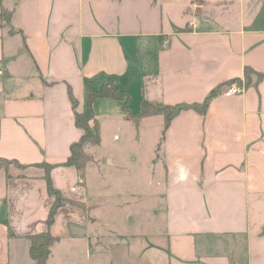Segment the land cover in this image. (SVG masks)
<instances>
[{
	"label": "crops",
	"instance_id": "1",
	"mask_svg": "<svg viewBox=\"0 0 264 264\" xmlns=\"http://www.w3.org/2000/svg\"><path fill=\"white\" fill-rule=\"evenodd\" d=\"M0 68V264H31L46 230V264H264V0H0ZM106 83L134 114L216 90L162 129L155 193L96 190L66 164L82 134L69 89L86 112ZM121 105L93 101L100 142ZM49 184L74 204L48 226Z\"/></svg>",
	"mask_w": 264,
	"mask_h": 264
},
{
	"label": "rangeland",
	"instance_id": "2",
	"mask_svg": "<svg viewBox=\"0 0 264 264\" xmlns=\"http://www.w3.org/2000/svg\"><path fill=\"white\" fill-rule=\"evenodd\" d=\"M102 129L100 144L86 147L94 158L82 169L86 182L96 190L99 183L100 190L117 194H123L124 185L125 193L144 188L146 192L155 193V180L163 173V167L153 162L158 158L163 117L148 119L140 126L130 120L115 118L112 123L102 121ZM109 160L113 165H109ZM106 180H112L111 184L107 181V188ZM149 180L154 182L149 183ZM150 202L153 204L156 199Z\"/></svg>",
	"mask_w": 264,
	"mask_h": 264
},
{
	"label": "trees",
	"instance_id": "3",
	"mask_svg": "<svg viewBox=\"0 0 264 264\" xmlns=\"http://www.w3.org/2000/svg\"><path fill=\"white\" fill-rule=\"evenodd\" d=\"M6 21H9L10 12L2 13ZM253 70L246 68L245 75L248 77ZM258 78H264L263 73L256 74ZM216 90H212L201 103H180L172 106H155L146 101L141 102L140 110L134 114L130 109V98L127 93L121 92L116 89L112 84L106 83L100 90L87 89L85 106L87 111H77V100L74 98L71 90L69 89V97L74 110V120L77 127L82 130V134L77 141H74L70 145V154L67 158L66 164L74 165L80 170V177H83L82 169L87 162L93 159L92 155L85 152L84 146L86 144L98 145L100 143V129L96 117L93 115L92 104L96 98L99 97H112L121 101L122 110L124 112V118L133 121L136 125L142 117L161 114L164 117L163 131L167 127L171 118L176 115L177 112L183 109H194L200 112H204L209 100L215 95ZM50 194L54 197L53 203L49 210L46 223L49 226L53 219L56 209L66 203L74 204L70 199H66L61 193L54 189L50 184L48 185ZM80 205V204H79ZM30 246L29 254L31 257V264H46V261L50 255V246L56 240L48 230L43 232L34 233L29 235Z\"/></svg>",
	"mask_w": 264,
	"mask_h": 264
},
{
	"label": "built area",
	"instance_id": "4",
	"mask_svg": "<svg viewBox=\"0 0 264 264\" xmlns=\"http://www.w3.org/2000/svg\"><path fill=\"white\" fill-rule=\"evenodd\" d=\"M3 73H4L3 70L0 68V76H2ZM240 92H242V88H241V86H240L238 83H236V82H232V83L227 87V89L225 90L224 94H225L226 96H230V95L238 94V93H240Z\"/></svg>",
	"mask_w": 264,
	"mask_h": 264
}]
</instances>
